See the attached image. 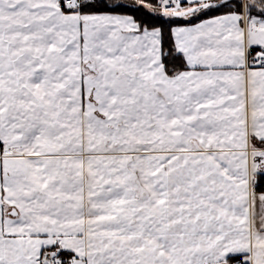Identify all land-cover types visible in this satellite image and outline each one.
<instances>
[{"label": "crops", "instance_id": "crops-1", "mask_svg": "<svg viewBox=\"0 0 264 264\" xmlns=\"http://www.w3.org/2000/svg\"><path fill=\"white\" fill-rule=\"evenodd\" d=\"M183 1L218 7L173 16L185 69L169 75L159 28L61 0H0V264H42L48 250L94 264L92 248L124 239L148 251L135 264H264L250 159L241 176L231 162L232 174L191 170L183 191L170 174L174 153L264 152V69L246 68L262 50L248 41L257 0Z\"/></svg>", "mask_w": 264, "mask_h": 264}, {"label": "rangeland", "instance_id": "rangeland-1", "mask_svg": "<svg viewBox=\"0 0 264 264\" xmlns=\"http://www.w3.org/2000/svg\"><path fill=\"white\" fill-rule=\"evenodd\" d=\"M243 2V0H242ZM141 5V4H140ZM144 7H146L144 5ZM218 6L216 7H211L208 5H204V6H196V5H186L185 6H180L175 12H166V19H173V20H179V22L183 21L177 18H173V16H180L183 11L182 10H186V11H192L195 15V17L193 16V18H197V17H201L204 14H207L209 11L216 9ZM147 8V7H146ZM260 8V7H259ZM243 9H247L246 8V4L244 1V4H242V21H243V26L246 27V20L249 16L252 17L249 20V23L251 24L252 30H256L255 32H251L249 33V37H248V41L249 44L251 46H259L263 51H264V17H256L254 18V16H259L258 13L259 12H263L260 9L257 8H253L252 11H248L249 9H247L248 14L246 15L245 18V13L243 12ZM78 10V9H76ZM164 10V9H163ZM185 12V11H184ZM248 21V20H247ZM173 25L175 23H164L162 25V27L168 28L169 25ZM177 24V23H176ZM254 41V42H253ZM256 43V44H254ZM246 153H239V152H234V153H226V152H217V153H174L171 155V162H170V174L172 175V190H177V186L182 185V191L184 190V188L187 186H189V182H192L191 180H187V177L191 175V170H193L194 174L197 175H206L209 173H212L216 176H222L223 174H232L234 170L235 176L239 175L241 176L242 172L245 171L246 168H244V164L246 167V160L250 159V183L251 186H253V180L255 179V176L261 174L264 172V167L261 168L260 164H262V162L264 163V152H260V151H250L248 154H250L249 158L246 157L245 155ZM245 159V162H244ZM195 160H205L208 161V164L210 166H202V163H200L199 166L197 167H192L191 164L192 162H194ZM189 164H187V162ZM184 162H186V167L184 166ZM227 162H231V168L232 170H228V166H227ZM190 165V166H189ZM193 174V175H194ZM219 178V185L226 186V182H223V178L222 177H218ZM226 180V179H225ZM224 180V181H225ZM238 181V180H236ZM230 185V184H229ZM228 185V186H229ZM174 187V189H173ZM239 189L236 186V190ZM221 190V188H220ZM225 190V188H224ZM102 243V242H101ZM104 243H102L99 246H96V248H92L91 250V257H90V261H92V263L94 262V264H135L132 263V256L135 257L136 254H146L148 253L147 249L145 247H139L137 245H139V243H135L130 241V239H124L121 242H107L106 246H103ZM158 248H156V250H158ZM152 252H154L153 250H151ZM178 252L179 250L177 248L172 249L171 254L173 255V259L175 261H178ZM154 254V253H153ZM164 254L163 249L162 252L160 251L159 255ZM135 255V256H134ZM172 263V262H171ZM174 264V263H172ZM177 264V263H175Z\"/></svg>", "mask_w": 264, "mask_h": 264}, {"label": "trees", "instance_id": "trees-1", "mask_svg": "<svg viewBox=\"0 0 264 264\" xmlns=\"http://www.w3.org/2000/svg\"><path fill=\"white\" fill-rule=\"evenodd\" d=\"M159 2L160 0H81L78 11L82 14L103 12L128 15L138 23L140 30L159 28L162 33L161 46L164 67L166 73L172 75L178 70L185 69V64L183 58L176 55L169 28L162 27V25L164 23H178L179 20L166 19V13L162 11ZM238 3L237 9L241 12L242 4L241 2ZM61 5L63 7V2H61ZM261 5H264V0H257L253 8L260 9L259 6ZM253 8L251 7V10ZM66 11L69 12L72 9H66ZM258 15L264 16V12H259ZM252 51V55H254L258 48H253ZM252 189L264 191V172L255 176Z\"/></svg>", "mask_w": 264, "mask_h": 264}, {"label": "built area", "instance_id": "built-area-1", "mask_svg": "<svg viewBox=\"0 0 264 264\" xmlns=\"http://www.w3.org/2000/svg\"><path fill=\"white\" fill-rule=\"evenodd\" d=\"M66 4H77L79 0H63ZM182 0H160V5L165 11L175 12L181 6ZM247 68H264V52L258 53L250 63L247 64ZM5 151V146L0 139V157ZM77 259L72 256H66L61 252H46L42 256V262L44 264H73ZM84 263V261H83ZM227 264H246L241 259H233Z\"/></svg>", "mask_w": 264, "mask_h": 264}]
</instances>
